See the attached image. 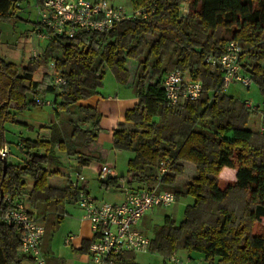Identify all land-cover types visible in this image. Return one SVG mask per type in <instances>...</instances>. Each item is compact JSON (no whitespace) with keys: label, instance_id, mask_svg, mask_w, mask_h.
Returning <instances> with one entry per match:
<instances>
[{"label":"trees","instance_id":"16d2710c","mask_svg":"<svg viewBox=\"0 0 264 264\" xmlns=\"http://www.w3.org/2000/svg\"><path fill=\"white\" fill-rule=\"evenodd\" d=\"M20 1L0 0V21L14 17ZM132 3L134 9L146 8L151 15L74 38L57 34L40 21V30L48 35L42 55L33 56L21 68L0 57V150L11 142L6 135L8 123L22 125L25 131L15 141L24 158L11 161L10 151L4 174L0 157V264H23L29 256L21 249L17 226L4 220L10 207L6 198L21 199L28 179L33 184L27 208L45 226L41 248L48 264L44 241L63 221L65 204L78 201L85 190L72 182L65 188L49 183L59 172L57 151L77 156L81 166L98 157L103 114L79 102L99 93L106 68L112 69L118 82L128 84L132 66H137L133 79L137 101L114 130L113 147L133 156L126 174L101 180L102 184L116 188L122 178L128 189L140 190L156 182L161 162L169 159L170 171L163 176L161 188L175 192L177 199L191 195L194 202L187 205L180 222L166 216L149 250L166 258L180 250L197 251L209 264H264V231L256 232L264 218V130L248 125L251 113L258 114L260 108L251 109L221 91L222 73L206 61L210 54L222 56L230 40L239 41L245 50L244 70L264 94V0ZM184 3L189 4L187 12L182 11ZM52 61L56 69L51 70ZM174 69L202 81L198 99L168 104L163 81ZM56 70L67 79L62 90L53 81ZM46 105L54 117L49 123L36 127L17 119ZM44 130L49 131L47 137L41 134ZM185 161L195 164L197 172L191 181L179 183ZM225 167L237 168V178L221 188ZM131 254L119 253L115 264H138Z\"/></svg>","mask_w":264,"mask_h":264},{"label":"built area","instance_id":"2783aa9c","mask_svg":"<svg viewBox=\"0 0 264 264\" xmlns=\"http://www.w3.org/2000/svg\"><path fill=\"white\" fill-rule=\"evenodd\" d=\"M38 8L41 21L57 34L78 37L83 33L107 32L118 22L133 18H147L152 12L146 8L127 10L110 0H43ZM40 37L48 35L39 31ZM244 47L237 40H230L225 46L222 56L207 55L206 61L213 68H219L223 84L221 91L225 92L232 82H239L250 87L253 77L244 70L242 56ZM37 57V53L34 55ZM50 67L56 69L54 61ZM54 84L59 89L67 85L63 72L56 70L53 76ZM166 100L170 105H177L186 99H198L203 91L201 80L192 79L181 69L170 70L164 77ZM246 105L255 109L252 102ZM50 104V101L47 102ZM264 130V127H262ZM10 155L6 146L0 150L2 159ZM170 171V160L165 159L160 164L156 182L152 187H144L137 191L127 188L121 201H99L86 190H81L77 203L84 209L85 217L90 220L95 238L90 245V255L93 264H115L119 253L123 251H147L151 238L139 228L141 218L153 208L169 207L177 202L175 192L161 188L163 176ZM111 165L102 164L98 170L101 180L113 177ZM73 186H81V174L76 173ZM10 205L4 220L9 225L17 226L21 234L22 251L30 255L36 264H47L42 252V238L45 234L44 224L32 215L26 204L18 197L8 196ZM165 264H189L188 260L179 254H173L166 259Z\"/></svg>","mask_w":264,"mask_h":264},{"label":"rangeland","instance_id":"374dc122","mask_svg":"<svg viewBox=\"0 0 264 264\" xmlns=\"http://www.w3.org/2000/svg\"><path fill=\"white\" fill-rule=\"evenodd\" d=\"M116 5L123 6L127 10L133 9L132 0H110ZM187 3H184L182 6V11L187 12L188 8ZM15 15L9 20L0 21V57L6 61L16 63L20 68L26 65L29 60L37 53V57L42 55L47 44L48 38L43 40L38 36V32L41 29V16L38 8V0H21L19 7L14 10ZM50 67V66H49ZM51 68V67H50ZM131 70V82L128 84L120 83L116 80L114 72L110 68H106L104 83L99 88L101 93L105 96H119L124 98V96L131 93L133 98H136V89L133 84L134 75L137 70V66H132ZM52 70V68H51ZM187 75V74H186ZM188 76V75H187ZM120 90H119V88ZM226 92L236 96L241 101H250L254 107H259V113H251L249 119V127L258 130L259 127L263 126L264 118V94L261 91L259 84L254 81L250 87H246L242 83L232 82L226 89ZM128 93V94H127ZM49 106H43L34 108L32 110L21 113L20 115H41V116H53V113L50 111ZM49 116V117H50ZM53 120V117H52ZM18 125L17 123H8L7 124V138L10 143L6 145L9 151L13 152V155L10 157L11 161H15L17 158V147L15 141L18 139ZM124 155H121L117 160V167L119 171H124L127 173L128 170V156L132 157L133 153L130 151L122 150ZM97 161V160H96ZM188 163L187 172L190 173V165ZM194 165V164H192ZM237 168L226 167L223 169L220 175V187L224 188L237 178ZM187 174V173H186ZM185 178V177H184ZM187 178V177H186ZM185 178V180H186ZM184 180V179H182ZM90 191L93 197H97L99 201H112V195L114 188H106L99 176H90ZM194 202V197L191 195H182L179 196L177 202L169 207H158L154 210H149L142 221L140 222L139 228L142 229L147 235L154 237L158 228L164 225L166 220V215L169 214L177 222H180L184 217V212L188 204ZM64 223L61 222L57 228L49 232L47 242L50 245L47 255H52V243L55 242V247L58 249L62 248V230ZM264 231V218L258 222L256 226V232ZM60 240V242H59ZM64 244V242H63ZM61 253V252H60ZM154 253V252H153ZM159 254V253H156ZM55 255V254H53ZM56 256V255H55ZM54 256V258H55ZM56 256L55 259H57Z\"/></svg>","mask_w":264,"mask_h":264},{"label":"crops","instance_id":"0c3cea01","mask_svg":"<svg viewBox=\"0 0 264 264\" xmlns=\"http://www.w3.org/2000/svg\"><path fill=\"white\" fill-rule=\"evenodd\" d=\"M39 36V35H38ZM40 37V36H39ZM43 40H46L45 37H40ZM34 56V55H33ZM119 88V87H118ZM120 90V88H119ZM128 94V93H127ZM132 94L129 93L127 96L125 95L124 98H120L119 96H112L108 95L105 96L99 90L98 94H95L87 99L81 100L79 103L84 105H91L97 107L103 114L101 120L102 131L99 134L98 143L100 147L98 148V157L91 160L87 165H80L79 159L77 156H71L66 154L64 151L58 150L57 155L59 159V172L55 175H52L49 178V183L53 186L65 188L68 186L70 182L75 180L76 173L81 174V185L84 186L85 190L88 193L90 191V176H97L98 170L102 164H109L113 168L114 176L123 174L124 171L118 170L117 160L121 155H124L122 150L115 149L113 147V139H114V130L118 128L119 124L123 122L125 113L128 109L132 108L136 101V98L131 96ZM50 95H48L49 97ZM51 111V108H49ZM39 116V115H18L17 119L23 123H31L38 127L43 123H49L52 120L53 116ZM54 119V117H53ZM129 125V124H128ZM263 127V126H262ZM23 126L18 125L17 132L25 133L23 131ZM259 131H262V128L259 127ZM35 134L36 132H32ZM42 135L46 137L49 135L48 130L41 131ZM102 152V154H101ZM13 155V154H12ZM17 158L15 161L21 160L24 158V154L17 149ZM130 156H128L129 160ZM97 160V161H96ZM188 161L184 162L185 165V172L183 175L178 176V182H189L192 178L196 175V166L195 164H189L190 166V173L187 172L188 168ZM191 163V162H190ZM128 165V161H127ZM54 167V166H51ZM226 168V167H225ZM224 168V169H225ZM187 173V174H186ZM186 180H185V178ZM184 179V180H182ZM101 180V179H100ZM32 180L28 179V184L24 189V193L22 194L21 200L27 204L28 192L32 187ZM138 186V184H136ZM154 184L145 187H152ZM111 189V188H108ZM112 195V201L117 202L121 201L126 193L127 184L125 179H120L118 183V187L114 188ZM97 198V197H96ZM158 208V207H157ZM153 208L152 210H154ZM38 219L39 216L35 215ZM145 216V215H144ZM141 218L140 222L144 218ZM166 216H170L167 214ZM165 216V217H166ZM64 223L63 230H62V248L57 250L55 247V242L52 243V255H47L48 264H93L90 250L88 248L87 243L95 238V234L92 229V224L89 219L85 217V211L82 209L77 201H68L65 204V215L62 221ZM140 222L138 226L140 225ZM151 239L153 237L149 236ZM60 242V240H59ZM64 242V244H63ZM50 245L47 242V239L44 241L43 249L44 253L48 252ZM61 252V253H60ZM128 253H132L133 260L138 264H165L166 257L161 254H156L151 252L150 250L147 251H126ZM58 256L57 259L55 255ZM177 254L182 256L183 258L187 259L189 264H209L206 260H204L203 255L197 251H187V250H180ZM28 255V254H27ZM55 256V258H54ZM23 264H36L32 258L29 256L25 257ZM212 264H218L214 262Z\"/></svg>","mask_w":264,"mask_h":264},{"label":"water","instance_id":"95a60500","mask_svg":"<svg viewBox=\"0 0 264 264\" xmlns=\"http://www.w3.org/2000/svg\"><path fill=\"white\" fill-rule=\"evenodd\" d=\"M3 160H4V174H5V171L7 169V159L4 158Z\"/></svg>","mask_w":264,"mask_h":264}]
</instances>
